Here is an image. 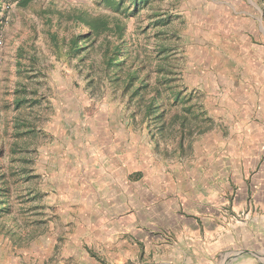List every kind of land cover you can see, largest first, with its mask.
Returning <instances> with one entry per match:
<instances>
[{"label": "rangeland", "instance_id": "rangeland-1", "mask_svg": "<svg viewBox=\"0 0 264 264\" xmlns=\"http://www.w3.org/2000/svg\"><path fill=\"white\" fill-rule=\"evenodd\" d=\"M130 2L0 0V264L76 260L79 186L103 145L134 177L148 153L174 179L264 174V0ZM92 18L107 29L83 37Z\"/></svg>", "mask_w": 264, "mask_h": 264}, {"label": "crops", "instance_id": "crops-1", "mask_svg": "<svg viewBox=\"0 0 264 264\" xmlns=\"http://www.w3.org/2000/svg\"><path fill=\"white\" fill-rule=\"evenodd\" d=\"M114 146L89 151L96 162L87 185L79 186L72 264H264L254 251L264 246L260 170L254 182L233 188L227 170H185L174 179L152 168L148 153V168L134 177L130 165L137 161L128 152L115 153ZM234 190L230 209L239 212L247 202L250 207L243 223L225 209L224 194Z\"/></svg>", "mask_w": 264, "mask_h": 264}, {"label": "trees", "instance_id": "trees-1", "mask_svg": "<svg viewBox=\"0 0 264 264\" xmlns=\"http://www.w3.org/2000/svg\"><path fill=\"white\" fill-rule=\"evenodd\" d=\"M104 1L106 4L108 5H115L116 9H119L120 6L124 3V0H118L116 2V0H102ZM131 4H133V6H135V11L138 8V4L140 3H146L147 0H130ZM85 14L83 12H80L76 15H73L74 20H78V21H85L84 19ZM86 25H88L90 28L88 30V35L87 36H83V37H88L90 36L93 32L98 36L101 32L105 31L107 29V25L105 22H103L100 18H92L90 21H86ZM82 38V37H81ZM79 39L77 37L72 39V44H74V47H76V49H80V44H78Z\"/></svg>", "mask_w": 264, "mask_h": 264}]
</instances>
